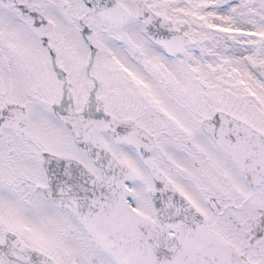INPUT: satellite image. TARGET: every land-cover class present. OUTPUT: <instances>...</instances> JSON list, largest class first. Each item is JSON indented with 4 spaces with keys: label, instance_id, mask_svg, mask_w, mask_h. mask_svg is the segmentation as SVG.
<instances>
[{
    "label": "snow or ice",
    "instance_id": "obj_1",
    "mask_svg": "<svg viewBox=\"0 0 264 264\" xmlns=\"http://www.w3.org/2000/svg\"><path fill=\"white\" fill-rule=\"evenodd\" d=\"M0 264H264V0H0Z\"/></svg>",
    "mask_w": 264,
    "mask_h": 264
}]
</instances>
